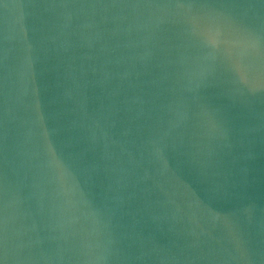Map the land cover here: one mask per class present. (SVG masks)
I'll use <instances>...</instances> for the list:
<instances>
[{
    "label": "water",
    "instance_id": "obj_1",
    "mask_svg": "<svg viewBox=\"0 0 264 264\" xmlns=\"http://www.w3.org/2000/svg\"><path fill=\"white\" fill-rule=\"evenodd\" d=\"M0 264H264V0H0Z\"/></svg>",
    "mask_w": 264,
    "mask_h": 264
}]
</instances>
